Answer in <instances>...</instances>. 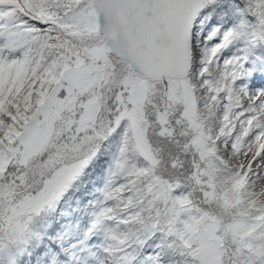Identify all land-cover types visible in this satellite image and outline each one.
Masks as SVG:
<instances>
[{
  "label": "snow or ice",
  "instance_id": "6c2138e0",
  "mask_svg": "<svg viewBox=\"0 0 264 264\" xmlns=\"http://www.w3.org/2000/svg\"><path fill=\"white\" fill-rule=\"evenodd\" d=\"M0 264H264V0H0Z\"/></svg>",
  "mask_w": 264,
  "mask_h": 264
}]
</instances>
